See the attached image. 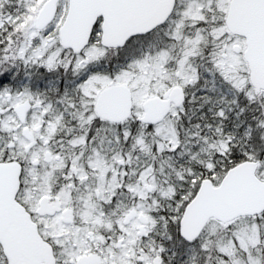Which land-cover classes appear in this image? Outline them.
I'll return each mask as SVG.
<instances>
[{"label":"snow or ice","instance_id":"obj_1","mask_svg":"<svg viewBox=\"0 0 264 264\" xmlns=\"http://www.w3.org/2000/svg\"><path fill=\"white\" fill-rule=\"evenodd\" d=\"M0 264H264V0H0Z\"/></svg>","mask_w":264,"mask_h":264}]
</instances>
